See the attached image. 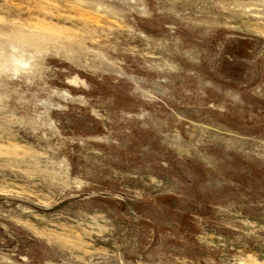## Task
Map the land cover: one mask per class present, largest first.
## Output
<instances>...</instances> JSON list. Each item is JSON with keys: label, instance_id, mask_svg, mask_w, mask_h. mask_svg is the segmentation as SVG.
Segmentation results:
<instances>
[{"label": "rangeland", "instance_id": "1", "mask_svg": "<svg viewBox=\"0 0 264 264\" xmlns=\"http://www.w3.org/2000/svg\"><path fill=\"white\" fill-rule=\"evenodd\" d=\"M0 264H264V0H0Z\"/></svg>", "mask_w": 264, "mask_h": 264}]
</instances>
